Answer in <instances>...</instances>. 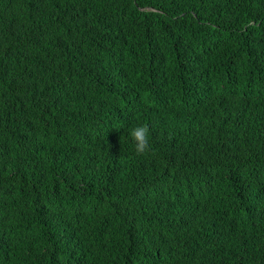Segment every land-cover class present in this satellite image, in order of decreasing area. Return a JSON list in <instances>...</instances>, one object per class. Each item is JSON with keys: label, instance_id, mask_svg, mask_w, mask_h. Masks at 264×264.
I'll return each instance as SVG.
<instances>
[{"label": "trees", "instance_id": "16d2710c", "mask_svg": "<svg viewBox=\"0 0 264 264\" xmlns=\"http://www.w3.org/2000/svg\"><path fill=\"white\" fill-rule=\"evenodd\" d=\"M0 264H264V0H0Z\"/></svg>", "mask_w": 264, "mask_h": 264}, {"label": "clouds", "instance_id": "9594fccd", "mask_svg": "<svg viewBox=\"0 0 264 264\" xmlns=\"http://www.w3.org/2000/svg\"><path fill=\"white\" fill-rule=\"evenodd\" d=\"M136 154L141 155L151 151V130L146 124H139L130 130Z\"/></svg>", "mask_w": 264, "mask_h": 264}]
</instances>
